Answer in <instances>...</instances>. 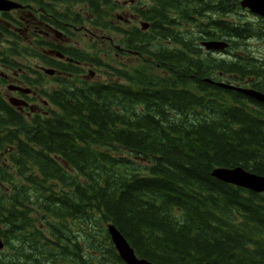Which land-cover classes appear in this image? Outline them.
<instances>
[{"label": "trees", "instance_id": "16d2710c", "mask_svg": "<svg viewBox=\"0 0 264 264\" xmlns=\"http://www.w3.org/2000/svg\"><path fill=\"white\" fill-rule=\"evenodd\" d=\"M18 1L59 29L86 22L115 31L119 49L137 63L111 65L107 80H87L80 64H57L59 86L43 92L50 106L31 117L0 90V237L15 244L0 264H18L12 256H22V243L35 264H125L107 222L156 264H264V193L211 174L242 166L264 175V103L207 80L247 79L264 93V20L227 19L239 0H128L144 30L113 24L122 0ZM12 20L0 16L7 42L0 63L29 70L17 57L39 56L44 42L33 47L11 34L3 23ZM223 37L227 56L200 46ZM251 40L263 43L261 54ZM88 48L55 50L107 64Z\"/></svg>", "mask_w": 264, "mask_h": 264}, {"label": "flooded vegetation", "instance_id": "af4514ba", "mask_svg": "<svg viewBox=\"0 0 264 264\" xmlns=\"http://www.w3.org/2000/svg\"><path fill=\"white\" fill-rule=\"evenodd\" d=\"M34 11L35 9L32 8L29 11L25 9L11 10L9 13L13 16L12 22L3 23L11 34L17 37L22 36L27 45L37 47L36 41L38 39L44 42V45L42 44L39 49V56L28 57L33 58L35 61L34 64H25L30 66L29 70L20 66L8 68L3 63H0V66L4 69V71L0 72V77L8 90L7 94L2 91L3 97L7 100L10 98L17 100L15 101L17 104L11 106L20 111L24 117H31L35 113L44 114L42 105L50 106L44 93L59 86V82L56 79L63 75V71L58 68L57 64L66 63L65 58H68L65 55V57H61L60 54L56 53L55 47L57 43L53 42L55 38L52 35L54 22L44 21L42 18L35 19L32 17L35 13ZM2 13L4 12H1L0 16ZM47 68L54 71H46ZM81 68L85 71L84 66ZM27 77L31 78L29 84L24 81ZM47 77H50L55 84L49 85ZM20 100H24L27 105H22Z\"/></svg>", "mask_w": 264, "mask_h": 264}, {"label": "rangeland", "instance_id": "374dc122", "mask_svg": "<svg viewBox=\"0 0 264 264\" xmlns=\"http://www.w3.org/2000/svg\"><path fill=\"white\" fill-rule=\"evenodd\" d=\"M130 1L128 0H122V9H118L114 12V14H121L124 18L118 19L115 18V20H113V24H117V25H122L124 27V23L127 22L126 19L132 17L131 14H129L132 10L129 7ZM85 6L82 5H77L74 7L75 11H78L79 13H82L83 15H87V12L85 11ZM115 17V16H114ZM113 17V18H114ZM227 19L229 20H243V21H252V23H255L257 21L260 22V20L257 19V16L249 13L246 10H241L238 12H234L231 13L230 15L227 16ZM241 21V23H245ZM133 22L130 23V25ZM70 31L73 34H68L64 31H62L61 34L55 36L54 38L57 39L58 42H60L61 44L64 45H75L76 47L79 48H86L87 45L91 44V43H95L97 46V49L99 50L100 55L103 57V60L105 63L104 66H86L84 65L85 68V75H88V72H92V75H88L89 77L93 78L94 80H107L109 79L110 76V66H115V65H119L121 66V64L124 65H135L137 63V58H135L132 55H127V53L125 54V52L121 49H119V43H117L116 40L117 39V34L115 31L111 30V29H105V30H101V29H95V28H91L86 22H84L83 24H78V25H74L71 28H69ZM1 39V37H0ZM3 39H1L0 41V48L2 45H4ZM26 43V42H25ZM250 48L252 53L259 55L262 53L263 50V43L259 42V41H255V40H251L249 42ZM127 55V56H126ZM214 56L216 57H221L224 56V54L222 53H213ZM17 58H19V60H22L21 62L23 64H34L35 61L33 60V58H26V56L22 55V56H18ZM110 64V65H109ZM37 68V67H35ZM4 71L3 67L0 66V72ZM13 72V71H12ZM8 73V72H7ZM224 79H227L226 77ZM47 81L49 85H54V81H52V79L50 77H47ZM232 84L237 85V86H244L246 85V81H231ZM0 90L3 91L5 94L8 93V90L6 89V84L3 85L2 87H0ZM42 228V227H40ZM2 239V237H1ZM8 247L12 250L15 247V244L13 241H8L7 244H5L4 240H3V247L2 249H0V253L1 254H5L6 251H8ZM18 250L15 249V251ZM21 253L22 256L19 257L18 253L13 252V256L12 258H14L15 260L17 259L18 264H35V261L33 259L34 256V250L31 249L29 247V245H27L26 243H22L21 244ZM30 254L31 258L28 260L29 257H27L26 255ZM27 260V261H26ZM47 264H52L51 261L47 262ZM68 264V263H66ZM69 264H72V262H70Z\"/></svg>", "mask_w": 264, "mask_h": 264}, {"label": "water", "instance_id": "95a60500", "mask_svg": "<svg viewBox=\"0 0 264 264\" xmlns=\"http://www.w3.org/2000/svg\"><path fill=\"white\" fill-rule=\"evenodd\" d=\"M239 4L242 8H247L251 13L256 14L264 18V0H240ZM19 7V4L12 0H0V11H7L12 8ZM143 28L147 27L146 24H142ZM201 44L207 50H223L227 47V42L224 40H203ZM229 88H234L229 85L222 84ZM238 91L246 93L247 95L254 97L260 101L264 102V94L248 90L245 88H236ZM14 99L10 98V102L17 104ZM22 104H26L25 101H20ZM211 174L226 183H230L253 192H264V175L256 174L254 172L248 171L241 166L235 167H216L212 170ZM108 235L119 255V257L126 264H154L144 258H138L133 248L129 245L126 238L122 233L115 227L113 223H107L106 225ZM2 247V242L0 240V248ZM203 264H212L210 262H205Z\"/></svg>", "mask_w": 264, "mask_h": 264}]
</instances>
